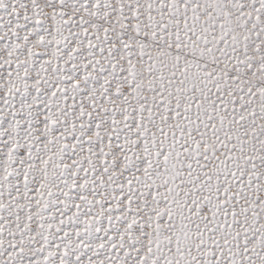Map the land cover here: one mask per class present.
Returning <instances> with one entry per match:
<instances>
[{"label": "snow or ice", "instance_id": "obj_1", "mask_svg": "<svg viewBox=\"0 0 264 264\" xmlns=\"http://www.w3.org/2000/svg\"><path fill=\"white\" fill-rule=\"evenodd\" d=\"M0 264H264V0H0Z\"/></svg>", "mask_w": 264, "mask_h": 264}]
</instances>
